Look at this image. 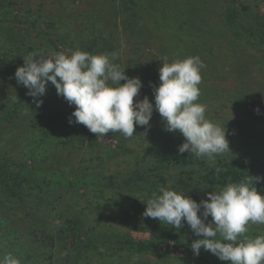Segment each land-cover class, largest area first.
<instances>
[{
	"label": "trees",
	"instance_id": "obj_1",
	"mask_svg": "<svg viewBox=\"0 0 264 264\" xmlns=\"http://www.w3.org/2000/svg\"><path fill=\"white\" fill-rule=\"evenodd\" d=\"M87 1L53 0L58 6L54 20H50L49 30L53 33L39 29L32 35L30 28L38 21L34 18L27 22L31 27L26 28L23 39L28 41L23 43L25 47L21 45L23 48L14 47L11 41L21 37L20 31L0 26L2 59L9 61L7 53L16 54L10 63L14 74L29 53L64 52L53 41L67 47L68 54L77 49L91 54L117 53V16L129 13L135 15L136 55L143 45L149 47L152 42L157 44V53L152 56L151 64L158 69L165 57L171 62L199 56L205 65L200 72L204 82L217 73L206 47L216 46L211 41L218 37H206L196 21L201 17L197 5L205 3L209 7V1ZM213 2L220 10L228 37L227 62L232 68L225 74L234 78L231 88L215 87L214 97L203 96L198 102L236 111L259 107L263 112L252 114H261L264 119V85L256 82L261 92L248 93L245 79L252 71L245 73L244 70L251 64H259L258 72H264V16H259L252 7L233 1ZM0 6L5 8L3 4ZM157 29L169 33L171 46L163 47L157 40L154 32ZM113 62L119 65L118 56ZM137 74L142 75L135 70ZM149 77L152 79L153 75ZM145 80L142 77V92L154 104V87L149 78ZM13 94L15 99L2 116L21 107L30 110L24 123L18 121L20 117L13 120L17 125L4 133L5 145L0 149V258L10 252L20 259V264H87V260L95 257L113 260L129 254L161 262L173 259L179 264H229L203 248L198 256L194 255L191 243L203 237H197L186 222L176 229L158 219L144 217V201L163 186L183 192L199 203L207 199L208 192L227 183L243 181L250 175L264 178V128L243 132L236 125L237 129L226 130L230 150L211 160L197 158L189 152L180 154L178 146L184 142L183 136L172 139L154 133L158 136L154 139L156 152L149 158L137 157L131 167L124 168L120 164L108 165V160L96 154L101 148L96 134L74 122L71 114L75 105H69L58 95L51 82L47 83L45 95L39 98L43 101L39 107L32 97L26 99L16 91ZM70 118L73 123H69ZM252 118L255 119L254 115ZM241 120L235 123L239 125ZM19 139L21 148L11 142ZM66 149L70 150L63 153ZM80 150L88 151V157L83 155L72 163L65 156ZM254 186L264 194V179L254 181ZM74 202L83 205L78 207ZM54 219H59L61 224L54 226ZM208 222L207 219L205 223ZM246 235L249 238L264 235V224L250 223ZM69 238H72L71 244H68ZM215 238L222 240L219 234Z\"/></svg>",
	"mask_w": 264,
	"mask_h": 264
},
{
	"label": "clouds",
	"instance_id": "obj_2",
	"mask_svg": "<svg viewBox=\"0 0 264 264\" xmlns=\"http://www.w3.org/2000/svg\"><path fill=\"white\" fill-rule=\"evenodd\" d=\"M116 58L115 52L91 54L79 49L48 56L34 52L24 58L14 75L37 107L42 105L39 98L51 82L58 95L75 105L71 114L74 122L83 124L97 137L119 132L131 138L135 126H146V130L150 127L155 109L164 121V130L179 131L185 138L178 146L180 154L189 152L211 160L230 150L225 126L207 119L206 105L198 102L200 72L205 67L199 56L162 60L161 83L153 89L154 104L146 95L134 102L142 81L139 77L129 78L125 69L113 62ZM69 123H73L71 118ZM261 179L250 175L243 181L227 183L208 192V199L199 203L183 192L162 186L144 201L143 216L176 229L186 222L197 237H203L191 243L194 255L198 256L203 248L229 264H264V235H246L250 223L264 224V194L254 186V181ZM209 216L212 220L205 223ZM217 234L222 240L215 238ZM0 264H20V259L9 252L0 258Z\"/></svg>",
	"mask_w": 264,
	"mask_h": 264
},
{
	"label": "rangeland",
	"instance_id": "obj_3",
	"mask_svg": "<svg viewBox=\"0 0 264 264\" xmlns=\"http://www.w3.org/2000/svg\"><path fill=\"white\" fill-rule=\"evenodd\" d=\"M1 1V0H0ZM87 1V0H86ZM210 2V6L208 7L205 3H199L197 6L201 9V17L200 19H197L198 26L201 27L206 37H210L212 35H215L216 41H211L212 44L216 46L206 47L208 51V54L210 55V58L214 60L215 68L218 70L217 73L212 74V79L208 80L206 82L203 81V78L201 79V83L199 84L200 88V97L199 100H202L203 96H206V98H211L213 94L216 92L213 90V88L217 87H232V81L234 78V75L231 74H225L226 70H229L232 68V66L228 65L229 62H227L228 59V44L226 41L227 35L225 31V25L222 19L221 14L219 13L220 10L216 8V3H214V0H206L208 3ZM221 3H225L227 1H233L235 4L239 5H245L248 7L254 8V10L257 12L259 16H264V0H216ZM79 1H76L78 3ZM89 2V1H87ZM110 3V2H109ZM4 5L5 8H0V18H2V23L0 26L3 28L6 26L13 27L16 31H20L22 34L20 35L18 39L11 40L12 43L14 42V47L17 45L21 48L25 47L23 43H25L26 40L23 37L26 36V28H30L29 21H31L34 18H37V24H35L33 27L30 28V33L32 35H36L39 29L42 30H49L51 27L50 20H54L55 16L54 14L58 11V6H55L53 3V0H9V1H1L0 5ZM90 4V3H89ZM1 7V6H0ZM108 9V6L106 7ZM4 11V12H3ZM219 11V12H218ZM118 19L116 23L118 24L117 28V56L119 59V66L121 70L125 69V74L131 78V77H139L142 79V77H145V81H149L148 78L151 80V84L153 87H158L161 81L159 80V69L152 65V56L156 55L157 51L155 47L157 44H154L150 42V46L147 47L145 45L142 46L141 50H139L138 54H135V15H132V13H129L126 16H123L119 14ZM149 26L151 24L149 23ZM6 29V28H5ZM51 30V29H50ZM49 30V31H50ZM52 31V30H51ZM157 40L162 42L163 47H169L172 45V39L169 36V33L164 30L157 29L154 30ZM53 33V31H52ZM3 34V30L0 29V38ZM140 38V37H139ZM230 39V38H229ZM37 41V40H36ZM53 43L62 49L64 52L69 51L68 48L62 47V45L59 42L53 41ZM23 47H22V46ZM221 46L224 48L221 49ZM144 49V51H143ZM52 51V50H51ZM2 51L0 50V60L2 59ZM57 53V52H52ZM48 51L46 56L52 54ZM44 54V55H45ZM16 55V54H13ZM12 53H7V56L9 57V61L3 60L0 63V149L5 145V138L4 133L6 134L9 131V128H13L15 125V121L20 117V123H24V120H28V110L30 108L28 107V110L26 107H21L20 109L16 110L14 113L9 114L7 116H2V114L6 113V110L11 107V100L14 101V94L13 92H19L24 98L29 99L31 96L27 95L28 89L25 88L23 85L17 84L15 80L14 75V68H11L10 63L14 60ZM152 63V64H151ZM139 64L141 65V69H139ZM257 66H260L259 64ZM257 66L254 64H251L247 66L244 70L245 73L249 71V69L252 71L250 74L251 76L247 79H245L246 88L248 89V93L256 92L260 93L261 88L255 84L256 82H259L264 85V72H258ZM135 70L139 73L141 72L142 75L140 77L139 74L135 76ZM150 75H153V78L149 77ZM146 76L148 78H146ZM258 79V80H255ZM153 82V83H152ZM124 83V81H122ZM206 91L207 93H205ZM204 92V93H203ZM154 93V91H153ZM144 93L142 92V88L140 89L138 97H134V102L137 99H143ZM214 97V96H213ZM205 98V97H204ZM2 103H5L2 105ZM217 103V102H215ZM257 103V102H253ZM203 104V103H202ZM260 106V102L257 104ZM219 105H216V108L211 106H206V118L210 121L219 124L220 126H225L226 130H234L237 129V126H240L243 132L248 130L249 128H256L257 129H263L264 128V119H261V114H252L255 113H262L263 111L259 109V112L256 111V109H248V107L245 108L244 111L242 110H233L230 108H222L218 107ZM244 109V107H241ZM252 115H254L255 119L252 118ZM242 118L243 120L239 119ZM236 120H241L239 122V125L235 123ZM256 121V122H255ZM18 123V124H20ZM241 124V125H240ZM158 129L157 131H154V129ZM27 129V128H26ZM240 129V128H239ZM152 130V131H151ZM160 133L161 135L165 137H171L173 138H180L183 135L179 131L175 132H168L164 130V121L162 120L160 114L158 111L154 109L152 118L150 120V127L146 126H140L139 129H135L134 136L131 138H125L121 133H109L106 136H99L97 137L98 143L101 145V148L96 151V154L100 157L105 158L108 160L109 164H120L118 166H123L124 168L131 167L135 159L137 157L145 156L147 158L150 157V155L154 152H156V147L154 143V139L158 138L155 134ZM239 133V132H238ZM17 135V134H16ZM227 139V136H226ZM14 140V139H13ZM11 141L12 143H15L16 147L21 148L22 144L20 142L21 139ZM70 149H66L63 151V153H67ZM87 158L88 157V151H71L68 155H65L66 157L69 156V159L72 163L76 162L80 157ZM127 162V163H126ZM30 164L33 165L31 161H29ZM31 168H34L31 167ZM206 194V193H205ZM207 196V194H206ZM208 199V196L206 197ZM82 203V202H81ZM75 206L82 207L83 204H80L79 202H74ZM203 209H201V212ZM200 213H198L199 215ZM92 216V214H90ZM208 220H212L211 216L208 217ZM61 224V221L59 219H54V226H59ZM255 225H263V224H255ZM72 238H69V243L71 244ZM46 243H48V240H45ZM137 261L145 262L146 264H179L178 261L171 259L170 261H155L151 258H135V256L125 254L122 257H117L113 260H109L108 257H95L91 260H87V264H138ZM64 263V262H63Z\"/></svg>",
	"mask_w": 264,
	"mask_h": 264
}]
</instances>
